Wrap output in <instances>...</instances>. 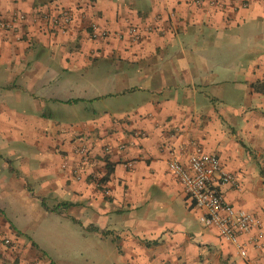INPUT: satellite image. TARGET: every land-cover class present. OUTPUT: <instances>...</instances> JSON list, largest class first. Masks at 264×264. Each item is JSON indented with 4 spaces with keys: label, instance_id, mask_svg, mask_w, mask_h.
<instances>
[{
    "label": "crops",
    "instance_id": "obj_1",
    "mask_svg": "<svg viewBox=\"0 0 264 264\" xmlns=\"http://www.w3.org/2000/svg\"><path fill=\"white\" fill-rule=\"evenodd\" d=\"M60 9L62 32L34 21ZM14 13L24 26L0 31V264H80L60 257L75 241L98 264H264V96L250 89L264 83V0H0V18ZM91 24L110 36L89 39ZM193 146L258 219L244 259L167 171ZM8 198L43 229L7 219Z\"/></svg>",
    "mask_w": 264,
    "mask_h": 264
},
{
    "label": "built area",
    "instance_id": "obj_2",
    "mask_svg": "<svg viewBox=\"0 0 264 264\" xmlns=\"http://www.w3.org/2000/svg\"><path fill=\"white\" fill-rule=\"evenodd\" d=\"M199 4V0H194ZM72 20V13L67 9H60L55 15L39 13L34 18L43 31L62 32ZM25 17L14 13L10 18H0V31H16L25 24ZM89 39H107L110 33L96 25H89ZM131 41H138L140 34L136 28L126 31ZM123 146H119L121 150ZM80 156L85 155V148H78ZM125 168H131V162L123 164ZM166 168L169 174L181 186L185 196L192 202L194 208L201 212L199 222L206 228H212L217 236L227 242L234 249L237 257L246 258L247 248L256 247L260 242L261 230L258 219L250 212L242 209H234L224 199L221 188L235 185V177L223 170L218 158L212 153L204 152L200 147L193 146L188 154L186 163L181 164L172 159L167 161ZM95 185L99 187L100 182ZM255 235H251L252 232ZM251 235V236H249ZM248 236L245 241L241 237ZM4 244H8L5 240Z\"/></svg>",
    "mask_w": 264,
    "mask_h": 264
},
{
    "label": "rangeland",
    "instance_id": "obj_3",
    "mask_svg": "<svg viewBox=\"0 0 264 264\" xmlns=\"http://www.w3.org/2000/svg\"><path fill=\"white\" fill-rule=\"evenodd\" d=\"M11 200V202H10ZM14 199L13 198H8L4 201L3 205H5V216L7 219L12 220L13 222H16V224H21L24 223V221H30L29 227H27V234L30 233L31 235L33 234V231L36 227L39 228L38 230H42L43 227L45 226V221L41 220L39 223H37L38 219L36 216H30V214L28 215L27 213H24L25 215L22 214V209L20 206H18V203H13ZM9 203H13V207L10 208L8 206ZM16 207V209H14ZM15 215V216H14ZM24 219V220H23ZM69 229H70V236H75L74 233H71V231L79 230L77 225H71V223L67 224ZM25 226V224H24ZM45 245V244H43ZM102 248L105 249L106 254H110L112 255V244L106 240L102 242ZM49 249V248H47ZM50 255L51 254V250H47ZM53 258H55L56 256L53 254L52 255ZM60 257H62L64 260L70 259L69 261H75L76 263H89V264H98V259L99 257L96 256L95 252H93L91 249H86L83 245H80L79 242L76 243V241L74 242V247L71 250H66L64 249L61 253H60Z\"/></svg>",
    "mask_w": 264,
    "mask_h": 264
},
{
    "label": "trees",
    "instance_id": "obj_4",
    "mask_svg": "<svg viewBox=\"0 0 264 264\" xmlns=\"http://www.w3.org/2000/svg\"><path fill=\"white\" fill-rule=\"evenodd\" d=\"M250 89L264 96V83L263 82H255L250 85Z\"/></svg>",
    "mask_w": 264,
    "mask_h": 264
}]
</instances>
